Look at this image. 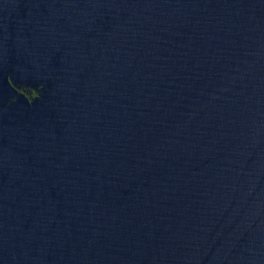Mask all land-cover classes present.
<instances>
[{
    "label": "water",
    "instance_id": "95a60500",
    "mask_svg": "<svg viewBox=\"0 0 264 264\" xmlns=\"http://www.w3.org/2000/svg\"><path fill=\"white\" fill-rule=\"evenodd\" d=\"M0 264H264V0H0Z\"/></svg>",
    "mask_w": 264,
    "mask_h": 264
}]
</instances>
